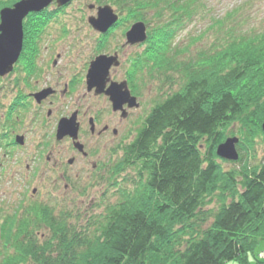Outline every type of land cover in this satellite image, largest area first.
Here are the masks:
<instances>
[{
  "label": "trees",
  "instance_id": "obj_1",
  "mask_svg": "<svg viewBox=\"0 0 264 264\" xmlns=\"http://www.w3.org/2000/svg\"><path fill=\"white\" fill-rule=\"evenodd\" d=\"M18 1H0V9ZM92 1L148 25V50L134 60L127 78L130 91L139 92L146 73L150 81L169 85L168 91L175 81L178 88L163 93L138 123L133 140L120 147L112 170L133 171L135 189L122 192L84 230L69 229L41 213L52 237L42 245L32 240L29 221L18 220L13 244L19 253L3 264H248L249 252L264 240V160L250 167L240 154V169L223 172L215 148L230 125H239L238 135L249 144L264 123V27L242 31L236 19L240 7L211 17L209 29L222 33L219 43L195 61L172 65L167 53L173 33L207 9L204 0ZM44 16L50 12L24 22L26 35L41 30L49 20ZM27 40L21 57L29 56L24 73L32 75L37 52L25 53ZM13 72L19 77L21 71ZM241 151L246 150L239 144ZM140 188L157 201L153 212L138 205ZM214 194L217 209L204 210Z\"/></svg>",
  "mask_w": 264,
  "mask_h": 264
},
{
  "label": "rangeland",
  "instance_id": "obj_2",
  "mask_svg": "<svg viewBox=\"0 0 264 264\" xmlns=\"http://www.w3.org/2000/svg\"><path fill=\"white\" fill-rule=\"evenodd\" d=\"M204 2L207 11L199 12L186 20L181 28L173 33L174 36L172 41L170 40L171 45L168 47L169 52L167 53L172 65H180L182 60L195 61L200 57L201 51L207 52L210 50L209 47L219 43L218 38L222 36V33H218L215 29H209L208 25L212 22L211 17L222 16L230 10L240 7L241 10L236 19L241 21L240 29L242 31L261 30L264 27V0H204ZM89 5H95L94 9H88ZM96 7L97 5L92 0H72L61 8H57L53 2L46 10L50 12L49 18L44 16L45 20L49 19L48 22L43 25L41 30H37L33 34L37 40L34 41L35 37H31L26 41L29 44L26 46L28 50L25 53L32 50L37 52L33 60L34 73L32 75L24 73V70L27 69L26 61L29 60V56L21 57L20 55L14 67L17 70L20 69L19 77L18 74L12 72L1 80L0 86H3L4 89L0 92V116L4 115L12 97L14 98L18 94L21 98L23 97V101L27 95L47 88H50L51 94L52 89H55L57 95L56 98L51 99L52 103L43 105L41 112L29 105L21 112L22 114L14 112L9 115L11 119L14 114H17V117L23 122L19 131L22 146L11 149L9 145L5 146L4 142L0 144V264H3L8 257L11 258L19 253L13 244L18 220L26 218L25 220L29 221L28 228L32 234V240L37 245H42L45 241H51L52 237L50 236L49 221L45 219L47 217H42L41 213L48 214L49 220L52 218L54 221L61 222L62 225L66 224L69 229L73 227L77 230H84L88 221H90L89 223L94 222L96 218L105 214L109 206L115 205L122 192L133 191V171L125 169L115 174L112 169L118 161V157L110 155L111 149L118 143L120 145L127 144L128 142L125 141H130L128 137L132 136L130 134L124 138V135H128L127 129H132V125L137 127L153 105L163 98V93L173 92L178 88V82L175 81L173 88L171 87L172 89L168 91L169 85L161 84V81H150L146 73L139 92L131 91L138 98L139 108L121 123V130L118 131L119 134L115 140L111 135H108L102 141L106 163L102 181L95 179L97 177L88 178L84 172H81L72 190L67 191L65 196L61 190L59 192L63 196L51 194L53 192L52 181L56 174L51 170L52 165L46 163L45 158L50 156L53 159L55 157L52 152L56 142L55 127L59 119L75 110V107L79 106L85 97L84 106L102 109L105 125L115 128L118 121L111 111V103L106 96L102 99L87 96L84 77L90 62L99 55L110 56L117 52L120 65L110 70L109 79L111 82L126 81L128 83L127 78L135 66L134 60L142 56L146 49L148 50L149 37L143 44L121 48L125 42V31L136 21L131 22L125 13H119L114 7H112L114 13L120 15L119 27L113 31L111 29L108 33L109 37L101 36L93 31L88 25L87 19L90 16H96ZM232 24L230 21L228 26ZM146 26L148 33V25ZM16 82L19 87L15 86ZM70 82H74V93L59 97L64 86ZM4 95H6L5 98H3ZM48 112H51L49 117H47ZM240 128L237 124L227 127L224 132L225 139L221 143L227 138L236 137L239 139L236 145L237 151L239 144L246 151L238 152L239 158L236 162L225 161L216 156L222 162L223 172L240 169L238 163L241 158L240 154H245L248 157L247 161L250 167L259 165L264 160L262 129L260 128L258 131L254 142L245 144L244 138L238 135ZM259 133L262 135L260 136ZM61 146L59 145L58 148ZM217 147L218 145L215 152ZM202 148L205 149L203 146ZM66 160H63L64 165ZM82 166L85 167L80 163L69 168L72 176L77 173L78 168L82 169ZM35 170L37 171L34 174ZM141 190L140 188L137 191L140 195L138 196V205L153 212L157 201L147 191L142 190L141 192ZM34 191L36 192L33 193ZM215 195L210 199L207 198V202L209 201L210 204L204 206V210L215 211L217 209ZM7 219H14L13 225L7 223ZM210 224L211 220L202 226L201 230H206ZM185 225L188 226L189 223L185 222ZM20 239L29 241L28 235L20 234ZM255 260H258L259 263L264 262V240L258 242L249 252L248 264H258ZM225 264H236V262L229 261Z\"/></svg>",
  "mask_w": 264,
  "mask_h": 264
},
{
  "label": "water",
  "instance_id": "obj_3",
  "mask_svg": "<svg viewBox=\"0 0 264 264\" xmlns=\"http://www.w3.org/2000/svg\"><path fill=\"white\" fill-rule=\"evenodd\" d=\"M54 0H20L11 8L0 10V78H3L13 71L23 47L22 25L26 16L31 13H39L48 8ZM72 0H56V7L61 8L70 3ZM88 9H94V5H89ZM118 17L115 15L110 6L96 8V16H90L87 19L90 27L98 34H105L117 22ZM147 39L146 27L144 23H134L129 31L125 34V43L123 47L140 45ZM118 55L112 56L99 55L89 64L86 75L87 90H95V94H104L111 103L113 112L121 111L122 118L126 117L123 106L127 105L129 109L139 108L136 97L132 96L128 90L125 81L116 83L111 82L109 73L112 68L119 66ZM108 85V86H107ZM51 94L47 89L34 95L37 103ZM264 134V123L261 126ZM77 127L75 116L69 119H61L57 126L56 140H62L65 136H70L74 141L77 139ZM18 144L22 145V138L17 139ZM239 139L236 137L227 138L223 143L218 145L216 155L218 158L236 162L239 158L236 145ZM77 146V144H75ZM81 149V146L78 147Z\"/></svg>",
  "mask_w": 264,
  "mask_h": 264
},
{
  "label": "flooded vegetation",
  "instance_id": "obj_4",
  "mask_svg": "<svg viewBox=\"0 0 264 264\" xmlns=\"http://www.w3.org/2000/svg\"><path fill=\"white\" fill-rule=\"evenodd\" d=\"M84 82L82 81V83ZM73 84L74 82L67 83L64 86L63 91L59 93V97H64L66 94L72 95L75 91ZM47 89L50 90V88ZM47 89H43L40 91H44ZM38 92L27 95L24 101L22 100L23 97H20V94L16 95L17 97H12V100H10L7 105V110L4 111L5 113H3L4 115L0 116V134L4 135V142L6 143V145H9L11 149H16L20 146L17 144V138L21 137L19 131L23 122L20 118L17 117V114H14L13 118L11 117V119L9 118V115H12L14 112L21 113L24 111L22 109H26V107L29 105L34 107L35 110L37 109L38 112H41V108L43 107V105L45 103H50L51 99H53L54 97L56 98L57 95V91L55 89H52V94L50 96H47L39 103H37L33 96ZM86 93L87 96L90 95L94 98H105L104 94H95L94 89L88 91L86 88ZM131 95L134 96L132 93ZM5 97L6 95L3 96V98ZM85 102L86 98L83 97V102L80 103L79 106L77 105L78 107L76 106L75 110L71 111L70 114H68L67 116L60 118L69 119L73 115L75 116V124L78 130L77 139L74 141L70 136H65L64 138H62V140L58 141L56 140V137L54 135L56 142L53 147L52 155H55V157L53 159H51L50 156L45 158L46 163L52 165L51 170L55 171L56 174V177L52 181L53 192L51 194L55 193L60 194L61 196H65V193L67 191L72 190L73 185L75 184L76 180L80 177L81 172H84V175L86 174V177L88 178L97 177L95 179L102 181L103 175L106 171L104 145L102 141L108 135H111L112 138H114L113 140H115V138L119 134L118 131L121 130V123L126 121L130 114L136 110L129 109L127 105H124L122 109L125 110V118H122L121 111L113 112V110H111L113 115H115L114 117L118 118V121L116 122V127L114 128L104 124V114L102 109H93L91 106H84ZM47 115V117H49L51 115V112H48ZM131 128L132 129L129 130L127 129L128 135H124V138H127L128 136H130V134H132V136L128 137L130 141H125L128 143L133 140L137 129V127H135L134 125H132ZM56 129L57 126L55 127V130ZM75 144H77V146H75ZM59 145L62 146L58 148ZM79 146H81V149L78 148ZM121 146L122 145L118 143L114 147H112L110 155H112L113 152H116L118 155H120ZM63 160H66L65 165ZM80 163L84 164L85 167L83 168L82 166V169L78 168L77 173L72 176L69 168ZM36 171L37 170H35L34 174L36 173ZM60 190L63 195L59 192ZM35 192L36 191H34L33 193Z\"/></svg>",
  "mask_w": 264,
  "mask_h": 264
},
{
  "label": "bare ground",
  "instance_id": "obj_5",
  "mask_svg": "<svg viewBox=\"0 0 264 264\" xmlns=\"http://www.w3.org/2000/svg\"><path fill=\"white\" fill-rule=\"evenodd\" d=\"M20 1V0H19ZM17 3V2H16ZM111 8H112V6H110ZM113 9V8H112ZM48 13V11H46V10H43L42 12H39V13H31V14H29L28 16H26L25 18H24V20H23V25H22V39H23V42L25 41V38L27 37V38H30V37H33V36H28V35H26V30L24 29V22L26 21V20H28L29 19V17H32V16H34V18L35 19H40V17L42 16V15H44V14H47ZM115 15L118 17V20H117V22L111 27V29H112V31L116 28V27H119V25H120V23H119V21H120V15L119 14H117V13H115ZM88 23V22H87ZM134 23H137V21L136 22H134ZM134 23H132L131 25H130V27L127 29V31H129V29L131 28V26L134 24ZM142 23H144V22H142ZM89 25V24H88ZM144 25H145V27H146V34H147V38H148V33H147V26H146V24L144 23ZM90 26V25H89ZM127 31H125V33H124V39H125V34H126V32ZM107 33H109L108 31H107ZM35 37V36H34ZM35 40H37V37H35V39H34V41ZM145 42H147V39L145 40ZM135 46H137V45H135ZM132 47V46H131ZM16 86V85H15ZM41 92V91H40ZM40 92H38V93H40ZM24 110V109H23ZM263 133V132H262ZM263 136H264V134H263ZM112 156H117L118 158H119V155L116 153V152H113L112 153Z\"/></svg>",
  "mask_w": 264,
  "mask_h": 264
}]
</instances>
